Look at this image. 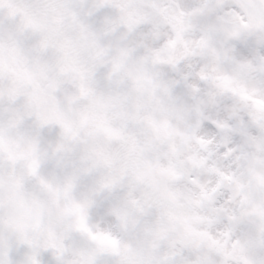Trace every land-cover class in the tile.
Returning <instances> with one entry per match:
<instances>
[{
    "label": "snow or ice",
    "instance_id": "obj_1",
    "mask_svg": "<svg viewBox=\"0 0 264 264\" xmlns=\"http://www.w3.org/2000/svg\"><path fill=\"white\" fill-rule=\"evenodd\" d=\"M0 264H264V0H0Z\"/></svg>",
    "mask_w": 264,
    "mask_h": 264
}]
</instances>
